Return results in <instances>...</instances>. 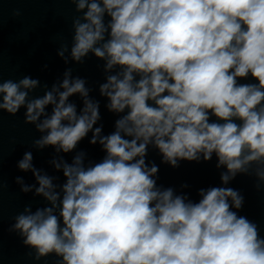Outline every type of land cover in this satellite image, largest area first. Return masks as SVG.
Here are the masks:
<instances>
[{
	"label": "clouds",
	"instance_id": "obj_1",
	"mask_svg": "<svg viewBox=\"0 0 264 264\" xmlns=\"http://www.w3.org/2000/svg\"><path fill=\"white\" fill-rule=\"evenodd\" d=\"M68 2L77 15L70 45L56 51L66 65L61 76L49 86L0 72V124L3 113L23 109L24 124L40 134L32 149L57 154L48 163L64 178L54 183L60 177L24 151L16 168L35 182H14L47 205H26L8 232L32 259L55 256L56 264H264L260 225L239 214L245 196L227 186L249 176L264 189V0ZM90 56L102 62L96 88L70 66ZM40 88L43 95H31ZM97 88L116 116L107 135L97 126ZM85 139L101 147L102 160L85 164L77 150ZM150 148L173 169L215 155L222 186L199 188L198 202L158 186Z\"/></svg>",
	"mask_w": 264,
	"mask_h": 264
},
{
	"label": "water",
	"instance_id": "obj_2",
	"mask_svg": "<svg viewBox=\"0 0 264 264\" xmlns=\"http://www.w3.org/2000/svg\"><path fill=\"white\" fill-rule=\"evenodd\" d=\"M19 15H14L15 11ZM77 15L74 5L68 0H0V72L3 79L18 80L24 75L39 78L41 84L51 86L61 76L66 65L60 60L56 51L62 42L71 43L72 19ZM48 67L44 69V65ZM102 62L94 57H89L84 65H70L73 75L86 77L89 86L96 88L98 82H104L102 68L98 67ZM31 95H43V88L37 89ZM101 101V114L103 119L98 122L103 124L102 135L114 131L116 116L110 114L104 108V98L99 96L98 88L91 94ZM76 99V98H73ZM76 102L79 104L78 99ZM23 112L16 116L3 113L0 124V158H2V177L7 187L0 194V264H56V257L49 256L36 261L29 256V249L24 247L20 238L8 232L9 226L14 223L13 218L22 212L26 205H31L33 211L37 207L47 205L42 197H33L31 193L25 195L19 191L15 184V177L24 176L25 182L34 183L31 173H22L16 168V162L22 158L26 150H32L34 164L38 168H44L49 175L59 176L54 183H62V173H57L48 163L55 154L51 149L36 151L32 149V141L40 135L33 126L25 125ZM91 133H89V138ZM78 151L86 153L85 164L89 161L99 162L105 153L97 144L92 146L85 139L78 146ZM63 155V154H61ZM74 153L67 154L64 158L70 163ZM162 157L157 150L150 148L147 161L159 166L158 186L173 187L177 194L188 193L190 199L198 202L197 190L211 186H222L220 173L225 169L215 167L217 160L215 155L209 162L180 161V166L173 169L170 165L161 163ZM187 183L186 189L180 185ZM255 178L238 176L230 181L229 187L238 188L245 196V205L240 215H247L249 219L256 221L264 235V189L257 191L254 187Z\"/></svg>",
	"mask_w": 264,
	"mask_h": 264
}]
</instances>
